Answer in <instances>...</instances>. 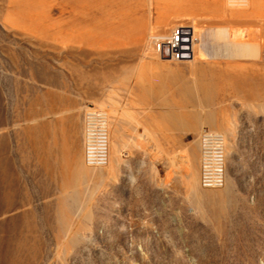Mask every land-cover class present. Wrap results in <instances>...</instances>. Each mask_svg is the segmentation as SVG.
<instances>
[{
	"label": "rangeland",
	"instance_id": "374dc122",
	"mask_svg": "<svg viewBox=\"0 0 264 264\" xmlns=\"http://www.w3.org/2000/svg\"><path fill=\"white\" fill-rule=\"evenodd\" d=\"M154 2H111L113 25L123 18L130 24L129 17L147 25L144 45L125 57L127 65H77L78 47L13 26L11 6L0 0V169L12 159L13 131L22 126L12 111L13 88L24 78L34 90L31 122L51 121L48 161L61 144L68 159L61 173L54 166L46 173L37 133L33 179L0 173V264H264V52L231 55L242 48L239 40L253 43L247 49H264V38L255 36L264 33V20L251 25L249 4L224 0L229 11L244 12L243 24L228 23L227 14L200 21L184 14L179 23H161L193 29V38L185 33L182 57L172 59L148 36L159 33ZM233 58L246 65H199ZM207 87L218 96L205 99ZM90 106L107 114L104 167L83 161L82 113ZM203 128L226 139L221 187L199 185L197 135ZM141 145L153 162L149 181L158 159L165 165L164 190L172 179L179 183L174 218L125 212V181L133 169L125 159H138ZM190 174L195 190L188 187Z\"/></svg>",
	"mask_w": 264,
	"mask_h": 264
},
{
	"label": "crops",
	"instance_id": "0c3cea01",
	"mask_svg": "<svg viewBox=\"0 0 264 264\" xmlns=\"http://www.w3.org/2000/svg\"><path fill=\"white\" fill-rule=\"evenodd\" d=\"M92 1H94L93 5L91 4ZM111 1L112 0H46V2H48L47 4L50 5L51 15L60 16L62 21H95L99 19L98 16L101 15L100 17H102L109 9H111ZM260 1L261 0L249 1V10L247 13L251 16V19H249L251 25H255V22L261 20V18L264 20V4H262L264 1ZM96 2L100 3L99 8L94 6ZM223 3L224 0H155V16L162 18L161 21L163 20V23L170 24V22L179 23L180 21H183L181 15L184 14L188 15V19L190 21H200L206 19L205 17H207V15L218 17L227 14L228 23L238 25L240 23L243 24V19L240 18V16L244 13H240L239 11L240 15L237 13L238 10L231 12L224 7ZM54 7H57L56 13L52 11V8ZM156 13H158V15H156ZM100 19L104 18L102 17ZM182 26L184 27V25ZM262 28L264 29V25ZM188 32H190V37H193V29L191 28L190 31H187L186 33ZM205 35L206 34H200V36ZM255 36L264 38V33L260 36ZM258 52L262 53L264 52V49L259 48ZM20 84V81H18L17 90L13 88L12 117L13 119H16L17 117L18 123L21 122L22 126L18 127L17 133L16 131H13V157L10 162L1 164L2 167L0 169V173L3 175L5 172L7 173L11 170L14 181L30 182V180L33 179L32 177L35 175L37 133L41 136L40 140H43L42 150L45 155L44 163L46 173L49 172L52 174L53 166L55 167L54 172L61 173L62 166L66 165V160L68 159L63 156L65 150L61 144L58 147V156L54 159L50 158L48 161L47 153L48 151L51 152L52 149L51 145L47 143L48 132H50L51 129V121L49 120L48 124V121L45 119L44 124H40L39 127H36L35 123L31 122V119L34 117V113H32L30 109V103L34 90L32 84L29 82V79L24 78L22 80V86ZM16 105L17 109L15 107ZM16 138L19 141L17 148L15 144ZM70 160L72 159L70 158ZM128 161L129 166L133 167V169L130 170V179L128 183L125 181V191L127 192L124 196L125 212L136 214L144 211H154L155 213L160 214L163 218H167L169 215L174 218L175 209H177L180 205L178 193L179 183L175 179H172L170 181L172 188L168 191L164 190L163 180L165 165L163 161L156 159L154 162L153 168L156 176L153 182L149 181L148 178V170L149 167H152L153 162L152 159L148 157L147 153L143 152L142 145L140 147L139 158H129V160L125 159V162ZM198 164L199 147L197 141V169ZM4 166H6V168H4ZM137 166L139 169H137ZM190 175V185H188V187L195 190L194 184L191 181L193 175Z\"/></svg>",
	"mask_w": 264,
	"mask_h": 264
},
{
	"label": "bare ground",
	"instance_id": "6f19581e",
	"mask_svg": "<svg viewBox=\"0 0 264 264\" xmlns=\"http://www.w3.org/2000/svg\"><path fill=\"white\" fill-rule=\"evenodd\" d=\"M249 1L250 0H226L227 4L230 6L231 5H238V6L243 5L244 6V5L249 4ZM93 2L94 1H92L91 3L92 5H93ZM8 3L10 4L11 8L9 12H7L8 13L7 15H11V17H8L7 20L13 26L19 29L27 30L35 36L45 38L46 40H48L49 42L55 45L60 44L62 41H68L74 44L76 47H78V49L76 50L77 55H78L77 65H127L125 57L132 51L141 49L144 45V40L147 37L146 31L144 32V29H145L144 25L146 24L145 23H143V25L138 24V23L132 24L131 23L132 18H130L129 16H128L129 19L127 18V20L130 21V24H126V21H124L125 19L123 18L120 20L119 23H117L116 25H113V23H111L114 20L113 18H111V15L114 14L113 9H109L107 13L102 16L104 19H100L102 18L100 17L101 15L100 16L97 15L99 19L95 21L94 20L93 21H77L76 20L77 21L76 22V21L67 20L68 21L67 22V21H62L60 19V16L53 17L51 15L50 5L47 4L48 2H46V0H8ZM99 4L100 3L96 2L94 6L99 8ZM262 4H264V2ZM137 8L139 7L137 6ZM237 13H239V11H237ZM240 13H244V12L241 11ZM149 15H150V12H149ZM156 15H158V13H156ZM161 19L162 18L155 16L154 20L157 24V27H158L157 29H159V33L148 35L152 43H154V40L156 39L160 41H164L165 38L169 34L170 30L168 31V34L165 31L169 27L163 28L161 24V22L163 23V20L161 21ZM65 23H68V24H65ZM249 42L250 41L242 42V40L241 41L239 40V42L238 41L235 42V44L241 45L242 48L240 49L237 48L234 50L232 49L234 54H231V55L232 56L233 55L242 56L243 54L244 55L249 54L248 56L252 55V57H255L253 55L255 53H259L258 49L254 45L253 47H251V49L249 48L247 49L246 47H248L249 44L251 43ZM228 59L224 61L206 60L205 62H200L199 65H208V66L210 65H227V66L246 65L245 63L237 59H234V58L232 60H228ZM249 65H253V63L251 62ZM218 94H219L218 91L208 89V87L204 88L202 91V96L205 99H211L215 96H218ZM108 138H109V134H108V120H107V141H109ZM108 153H109V144H108V150H105V159H108ZM216 192H219V191H216ZM216 192L210 190V192L208 193L210 195H213V194H216Z\"/></svg>",
	"mask_w": 264,
	"mask_h": 264
},
{
	"label": "built area",
	"instance_id": "2783aa9c",
	"mask_svg": "<svg viewBox=\"0 0 264 264\" xmlns=\"http://www.w3.org/2000/svg\"><path fill=\"white\" fill-rule=\"evenodd\" d=\"M185 31L182 25L173 26L164 41L154 40L158 52H166L172 59H180L185 51ZM199 147V185L221 187L226 180L225 136L203 128L197 135ZM107 114L98 107H86L82 113V154L85 165L103 167L107 164Z\"/></svg>",
	"mask_w": 264,
	"mask_h": 264
}]
</instances>
